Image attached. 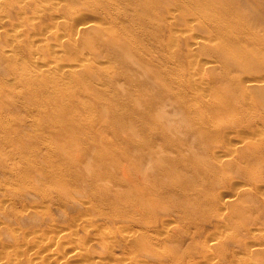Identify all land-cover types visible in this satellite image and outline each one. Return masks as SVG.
<instances>
[{"label": "rangeland", "instance_id": "374dc122", "mask_svg": "<svg viewBox=\"0 0 264 264\" xmlns=\"http://www.w3.org/2000/svg\"><path fill=\"white\" fill-rule=\"evenodd\" d=\"M144 2L0 0V264H54L43 245L62 236L51 246H76L71 264H264V98L233 90L264 79V12L220 0L233 25L217 30ZM86 22L100 29L77 32ZM72 65L70 79L21 77ZM59 80L66 120L50 123L30 101ZM118 164L149 179L127 186Z\"/></svg>", "mask_w": 264, "mask_h": 264}, {"label": "bare ground", "instance_id": "6f19581e", "mask_svg": "<svg viewBox=\"0 0 264 264\" xmlns=\"http://www.w3.org/2000/svg\"><path fill=\"white\" fill-rule=\"evenodd\" d=\"M176 2H178V4H179V8L181 9V4H182V6L183 7H185V10H186V8H187V10H189L190 11V15L192 16H190V19H194L196 16H198V17H200L202 20H205L206 22H208V23H210L209 25L212 27V28H215V29H217L218 30V24H228V27H230L231 25H233L232 24V22H231V20L230 19H232V17H231V15L230 14H233V12H232V6L235 4V3H231V4H226V5H224V4H222L223 3V1H222V3L220 2V0H175ZM247 1V0H246ZM138 2H139V4H144L145 2H144V0H138ZM196 2V3H195ZM249 2H251V3H256V4H258L259 5V7H260V9H262V12H264V0H249ZM250 4V3H249ZM151 6V4H149V3H147L146 4V6ZM176 6V5H175ZM178 6V5H177ZM180 9H178V10H180ZM252 9H253V7H252ZM257 9V8H256ZM177 9L175 8H173L170 12H169V15L171 16V15H173V12L174 11H176ZM186 10V11H187ZM178 13V12H177ZM234 16L237 18V19H239L240 21H241V23L243 24V27H245V26H247L246 24H248L249 25V22H248V20H247V18H246V14L244 13V12H239V11H237V10H235L234 9ZM264 14V13H263ZM74 15V14H73ZM205 21H203V22H205ZM89 22V21H88ZM88 22H86L85 24L83 23L82 25L81 24H79V27L77 28V32H88V31H95V30H99L100 29V27H98V26H95V25H93L92 23H88ZM96 24V23H95ZM81 25V26H80ZM84 39V38H83ZM195 39H197V38H195ZM194 39V40H195ZM58 41V40H57ZM202 41V40H201ZM193 42H195V44H197V41L195 40V41H193ZM52 44V43H51ZM54 44V43H53ZM59 44V43H58ZM193 44V43H192ZM56 45V48H58L57 47V44H55ZM54 45V46H55ZM201 45V44H200ZM203 45V44H202ZM58 46H60V45H58ZM191 46H193V45H191ZM190 49V48H189ZM1 52H0V57L3 59V60H10V58H11V56L10 55H8L7 54V52L6 51H4V52H2V50H0ZM6 52V53H5ZM152 58H153V56H152ZM8 63V62H7ZM203 65V64H202ZM64 66V65H63ZM63 66H56V67H54V66H46L44 69H41V68H39V70L38 71H35V70H32V72L31 73H28V74H23L25 77H23V76H21L22 78H24L27 82H28V80H30L31 78L33 79V77L36 75V74H42L41 72H47L48 73V75L49 76H53L54 74V77H57V78H59V79H61V78H71V77H74V74H75V70H73V69H71L72 67H74L73 65L72 66H70V67H68V68H64ZM66 66V65H65ZM75 66H77V65H75ZM203 68V67H202ZM205 68H207V70H212L213 69V66L212 65H209V63H208V65H206L205 66ZM76 69V68H75ZM33 73V74H32ZM153 73V72H152ZM156 74V73H155ZM62 75H64V77H62ZM158 75V74H157ZM61 77V78H60ZM263 78V76L262 77H254V76H251V78H249V79H247V78H241L240 79V81H238L237 80V82H235L234 84H233V90L234 91H236V92H238V91H243V93L244 94H247V96L248 95H250V98L252 97V98H255V99H257V98H259V101L261 100V99H263L264 98V93H262V92H259L258 91V88L259 87H261V86H264V79H262ZM50 83H52V82H50ZM47 84V83H46ZM46 84H42V85H40L42 88V92L40 93V95H39V97L40 98H37V96H33L34 97V99H33V101H30V106H32L38 113H40L39 115H43V116H47V120L51 123V121H53V122H63V121H65L66 119H64V118H60V114L58 115L57 114V110H59V112H61V111H63V109L61 108V109H59V107H57L56 106V104H58L59 102H61L62 103V101H64V100H67V97H65V91L68 89V85L65 83L64 84V82L62 81V80H59V82L58 83H56L55 85H56V88H55V90L56 91H48V90H46L45 89V87H46ZM52 85V84H51ZM26 88V87H25ZM29 88V87H28ZM28 91V90H27ZM52 93H54V94H56V95H60V96H62V98L61 99H64V100H58V99H55V98H53L52 99V101H50L51 100V97H52ZM239 93V92H238ZM41 95H43V96H45V97H43V96H41ZM56 100H58V101H56ZM64 103V102H63ZM182 103V102H181ZM60 104V103H59ZM62 105V104H61ZM75 105V104H74ZM65 108V107H64ZM67 109V108H66ZM161 110H163L162 108H161ZM66 111V110H65ZM67 112V111H66ZM43 113V114H42ZM49 114H51V115H54V118H51V115H49ZM66 117H68V116H66ZM65 117V118H66ZM32 119V118H31ZM53 119V120H52ZM69 119H71V118H69ZM263 130V129H262ZM260 132H261V130H260ZM244 138V137H243ZM252 139V138H251ZM253 139H254V137H253ZM248 140V139H247ZM239 141V140H238ZM237 141V142H238ZM256 141V140H255ZM240 142V141H239ZM244 142V141H243ZM42 143H44V142H42ZM49 143V142H48ZM47 143V144H48ZM93 143V142H92ZM241 143V142H240ZM46 144V143H45ZM95 144V143H94ZM249 144V143H248ZM97 145V144H96ZM166 145H167V143H166ZM236 145V144H235ZM49 146V145H48ZM155 146V145H154ZM158 146V145H157ZM232 146V145H231ZM156 147V146H155ZM91 148V147H90ZM99 148H100V145H99ZM158 148V147H157ZM234 147H232V149H233ZM93 149V148H92ZM164 150V149H163ZM148 151V154H146L147 155V158L151 161H153V162H159V160L160 159H158L159 158V156H158V158H155L156 156H157V154L159 153V152H161V153H164L162 150H161V148L159 147V150L157 151L156 149H148L147 150ZM188 151V150H187ZM169 152H170V149H169ZM183 152L184 151H179V152H177V154H183ZM214 152V151H213ZM170 154H171V152H170ZM174 154V153H173ZM176 154V153H175ZM215 154V153H214ZM180 156V155H179ZM182 156H184V155H182ZM169 160V159H168ZM45 162V161H44ZM49 164V163H48ZM86 165V164H85ZM119 165V164H118ZM124 165V164H123ZM88 166V165H87ZM86 166V167H87ZM122 165H119V171L122 173V174H127L125 171V169L123 168V167H121ZM130 166H132V168H131V171L128 173V176L130 177V179L129 180H127V186L128 185H134L135 186V184L136 183H143L144 181H147L148 179H149V176H147V169H148V165H140V166H137V164L136 165H133V164H130ZM161 174L164 176L165 175V177H166V180H170L169 182L171 183V184H173L174 183V181L175 180H172V178L174 177L173 175H172V172H169V171H161ZM176 179V178H175ZM126 183V182H125ZM138 185V184H137ZM242 186V185H241ZM238 187H239V185H238ZM246 187V186H245ZM134 188V187H133ZM240 188V187H239ZM237 189V188H236ZM236 189H235V191H236ZM135 191V190H134ZM162 191V190H161ZM170 191V190H169ZM172 191V190H171ZM138 192V191H137ZM141 192L142 193H144V190L142 189L141 190ZM263 192V191H262ZM167 193L168 194H170L168 191H167ZM264 193V192H263ZM134 195V194H133ZM232 195V194H231ZM227 197V196H226ZM145 198V197H144ZM232 196L229 198H224L223 199V206H227L228 204H231L232 203ZM146 199V198H145ZM143 201V200H142ZM222 201V200H221ZM3 202V201H2ZM146 204V203H145ZM25 205V204H24ZM144 205V204H143ZM34 206V205H33ZM229 206V205H228ZM140 207V209L142 210L143 208H142V206H139ZM25 209V208H24ZM166 219H168V217L166 218ZM51 225H53V224H51ZM55 226V225H54ZM53 226V227H54ZM60 226V225H59ZM45 227V226H44ZM52 227V226H51ZM46 228V227H45ZM64 229V228H63ZM63 232V231H62ZM252 232V231H251ZM60 234V233H59ZM76 234V233H75ZM40 236V235H39ZM57 236V235H56ZM51 237V236H50ZM63 237V236H62ZM62 237H59V238H56L55 240H53V241H51L50 240V238H49V240L51 241V242H44V245L42 244V243H40L41 244V247H42V245H43V250H47V251H49L50 252V254L53 256V263L54 264H71L70 263V261H68V260H60V258H62V256L63 255H65V254H67L68 253V255H70V257L69 258H71V259H73V261L75 260V259H77V258H79V256L80 255H78V252H77V250L76 251H74L73 249L75 248V249H77L76 248V246L73 248V249H71V248H69V247H71V246H67L65 249H54V248H52V246H53V244H56L55 246H58V248H59V242L61 241L60 240V238H62ZM40 238V237H39ZM47 238V237H46ZM84 238V237H83ZM33 239H34V237H33ZM69 238H67V240H68ZM74 239V238H73ZM212 239V238H211ZM60 240V241H59ZM213 240V239H212ZM211 240V241H212ZM214 240H215V238H214ZM44 241H46V240H44ZM66 241V240H65ZM70 241V240H69ZM74 241V240H73ZM209 241H210V239H209ZM208 241V242H209ZM31 243L33 242V244H35L34 242H35V240H33V241H30ZM63 242V241H62ZM67 242V241H66ZM30 243V244H31ZM38 243H39V240H38ZM37 243V244H38ZM59 243V244H58ZM29 244V245H30ZM32 244V245H33ZM40 244H39V246H40ZM58 244V245H57ZM208 244V243H207ZM257 244V243H256ZM52 245V246H51ZM67 245V244H66ZM254 245H255V243H254ZM261 245V244H260ZM212 246V245H211ZM249 247V246H248ZM256 247V246H255ZM209 248V247H208ZM252 249H250L248 252H252L251 251ZM42 251V250H41ZM246 251H247V249H246ZM37 252V251H36ZM36 252L34 253V254H36ZM44 252V251H43ZM75 252H77V253H75ZM39 254H40V251H39ZM80 254V253H79ZM30 255V254H29ZM37 255V254H36ZM31 256V255H30ZM87 256V255H86ZM81 257H82V253H81ZM44 258V257H43ZM42 258V259H43ZM66 258V257H65ZM27 259V258H26ZM37 259V258H36ZM52 259V258H51ZM67 259V258H66ZM79 259H81V258H79ZM204 259V258H203ZM207 260L209 259V258H206ZM12 260V259H11ZM15 260V259H14ZM33 260H35V258L33 259ZM32 260V261H33ZM78 260V259H77ZM29 261H30V259H29ZM209 261V260H208ZM31 262V261H30ZM43 262V261H42ZM45 263H46V261H45ZM49 263V262H48ZM96 263V262H95ZM203 263V262H202ZM201 263V264H202ZM77 264H78V262H77ZM198 264H200V262L198 263ZM210 264V263H209Z\"/></svg>", "mask_w": 264, "mask_h": 264}]
</instances>
